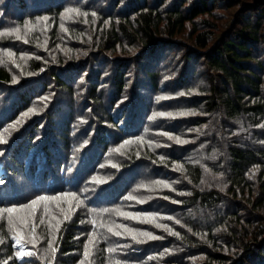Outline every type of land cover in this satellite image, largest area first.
Here are the masks:
<instances>
[{
	"label": "trees",
	"instance_id": "1",
	"mask_svg": "<svg viewBox=\"0 0 264 264\" xmlns=\"http://www.w3.org/2000/svg\"><path fill=\"white\" fill-rule=\"evenodd\" d=\"M0 58V264H264V0H0Z\"/></svg>",
	"mask_w": 264,
	"mask_h": 264
},
{
	"label": "snow or ice",
	"instance_id": "2",
	"mask_svg": "<svg viewBox=\"0 0 264 264\" xmlns=\"http://www.w3.org/2000/svg\"><path fill=\"white\" fill-rule=\"evenodd\" d=\"M16 31H19V30L17 29ZM8 55L11 56L12 54L9 52ZM2 62H3V60H2V58H0V63H2ZM13 79L15 80V78H13ZM160 115H164V114L161 113ZM165 135H168V134L165 133ZM169 138H171V136H169ZM177 142H181V141H179V138H177ZM0 183H3V181L0 180ZM64 195L67 196L69 194L66 193ZM59 198L60 197L38 196L36 199L31 200V202L29 204L20 205V208H31L32 211L34 212L35 211V206H36V204L39 201H44V200H49V199L58 200ZM16 211H17V208L16 207H12V208L5 207V208L0 209V213H5V212L8 213L10 219H11V214L14 213V212H16ZM122 215H128V214L127 213H122ZM128 231H131V230L128 229ZM116 234L119 235L120 233H116ZM144 235L148 236L150 239H157L158 238V237L152 236L150 233H144ZM14 239H17V242H19V237H14ZM49 244H51V242H49ZM52 251L54 252L55 249H52ZM108 251H112V250L111 249H108ZM23 255H24V252L22 250H18L17 257L23 256ZM85 255L86 256L88 255L87 251H85ZM3 264H7V261H4ZM22 264H33V261L32 260H24V261H22ZM117 264H120V262L117 261Z\"/></svg>",
	"mask_w": 264,
	"mask_h": 264
}]
</instances>
